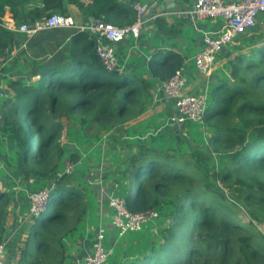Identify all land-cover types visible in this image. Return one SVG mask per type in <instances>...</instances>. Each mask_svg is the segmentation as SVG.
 I'll use <instances>...</instances> for the list:
<instances>
[{
    "label": "trees",
    "instance_id": "16d2710c",
    "mask_svg": "<svg viewBox=\"0 0 264 264\" xmlns=\"http://www.w3.org/2000/svg\"><path fill=\"white\" fill-rule=\"evenodd\" d=\"M143 1L0 0L11 5L7 11L18 22L32 23L55 12L70 15L69 5L74 4L86 15V21L102 19L118 26L137 21L135 4ZM5 14L6 11H0V20ZM39 37L42 38L35 42ZM130 39L134 46L133 38ZM237 42L232 43L233 49L229 46L222 51L221 56L229 58L227 70L210 89L203 119L212 130L207 137L208 148L193 147L191 158L181 157L183 162L175 155L141 145L139 153L127 159V165L129 162L139 179L134 183L137 191L123 196L128 208L134 212L163 210L169 221L148 249L141 232L147 229L150 234L151 225L160 214L140 230L128 231L123 236H119L109 218L105 223L106 245L113 252L107 264H264V234L254 233L252 228L257 222L264 223L259 211H264V45L259 46L264 36L254 40L252 35L248 46H258L249 51H245L244 43ZM15 47L20 53L11 58ZM115 47L117 53V43ZM5 48L11 52L4 56ZM162 57L157 59L154 54L145 59L148 75L160 84L184 64V58L174 49L165 51ZM19 61L31 63V75L27 73L29 67L18 64ZM14 70L22 75L13 78ZM1 72L9 75L6 81L13 91V97L1 105L2 163L15 168L13 175L19 181L14 183L21 188L34 187L38 191L53 187L49 212L29 217L33 220H28L31 231L22 258L24 264H62L64 259L59 258V249L54 245L75 230L90 212L94 216L97 207L93 209L89 198L96 200L97 189H80L82 178L73 179L74 173L57 176L62 165H53L55 158L63 153L62 159L74 161L78 155L71 148L62 151L64 123L52 114H63L70 120L80 114L87 126L98 120L105 129H112L126 120L121 117L132 111L143 96H152L153 84L123 66L107 70L97 54L95 35L67 28L44 30L27 38L0 26ZM144 111L145 108L133 110L130 119ZM214 151L227 153L234 168H208L206 163L213 159ZM159 157H167L168 163L158 164ZM62 163L65 165V161L61 160ZM189 165L204 170V178L193 175ZM2 173L0 168V179L7 182ZM105 175L106 172L104 178ZM219 179L239 184L226 191ZM147 185L159 194L153 196ZM14 192L8 187L0 190V242L6 236L8 206ZM241 209L248 216V223H243ZM132 249L137 251L128 254Z\"/></svg>",
    "mask_w": 264,
    "mask_h": 264
},
{
    "label": "rangeland",
    "instance_id": "374dc122",
    "mask_svg": "<svg viewBox=\"0 0 264 264\" xmlns=\"http://www.w3.org/2000/svg\"><path fill=\"white\" fill-rule=\"evenodd\" d=\"M85 2H88L89 0H84ZM36 2V0H35ZM33 2V3H35ZM32 4V3H31ZM29 4V6L31 5ZM70 6L74 8V12L77 13L78 21L77 23H83L86 21V15L79 9L78 6L74 4L69 5V11ZM11 5L8 3L0 2V11H6V14L4 16H10L12 15L10 11ZM260 25V24H259ZM254 27L250 32L243 35L241 39L238 41L240 43H244L245 45V51H249L251 49L256 48L258 45H252L248 46L249 41L254 36V40L259 39L260 37L264 36V23H261L260 26ZM257 27H259L257 29ZM71 31L76 30L75 28H67ZM42 37H39L35 42L40 40ZM33 40V39H32ZM152 42H155L154 36L152 38ZM237 42V43H238ZM43 44V42H41ZM236 44V43H234ZM234 44L230 46L231 49H233ZM6 45V44H5ZM38 45V44H37ZM40 47V46H39ZM11 51H8V49L4 51V56ZM11 58H13L14 54L20 53L16 47L13 48V51L11 52ZM117 57L120 63V66L122 63L128 68H133L131 65V61L129 59H124L126 57V47H118L117 48ZM156 58L161 57L160 54H155ZM8 59V58H7ZM123 61V62H122ZM18 64H21L23 66L29 67L28 75H31L33 68L31 67V63L29 61L23 62L19 61ZM140 67L139 64H134ZM18 70L12 71L13 78L20 77L22 75V72L20 71L17 73ZM142 73V71H140ZM26 75V74H23ZM35 76L33 79H36ZM9 75H7L6 80L8 81ZM6 83V82H5ZM8 85V84H7ZM9 86V85H8ZM213 86V85H212ZM11 88V87H10ZM156 93H153L152 96H143L142 99L137 101L133 105L134 112L145 108V111L143 115H146L147 118H145L142 122L136 124L137 127H143V128H136L134 130L137 133H132L130 131H118L117 130L121 127L119 125L126 123V121L131 120L130 116L132 115V111L129 110L124 116L121 117L122 120H124L122 123H119L115 125L112 129H105L101 122L98 120L92 121L87 126V122L84 123L80 119V114H75L74 119L70 120L63 114H52L53 117H57L58 121H63L64 127L62 129V135H61V143H62V151H65L67 149H72L74 152H77V158L74 161L62 159L63 153H60L55 159L56 161L53 162V165L55 164L58 168V166L62 165L59 168V171L57 173V176H62L66 174H76L73 175V179L82 178L81 184H78L83 190V188H87V186L94 187V189H97L96 193V200L89 198V203L93 204V209H96L97 207V216L96 219L92 222V227L99 226V223L101 222H107V220L110 218V209L108 206V193L111 188L116 187L118 188V193L122 196H128L133 195V190L135 189L134 183L137 182L139 179L134 174V169L132 167L130 168L129 162L127 165V159L131 156H133L134 147H132L133 144H142V142L131 140V137L133 135H140L143 137H147L146 140L148 144L151 146H155V149L160 150L165 155H175L179 158H191V149L193 147L207 149L208 148V139L203 136L205 132L206 125L203 122H187L185 124H180V126L177 127H165V123H168L170 120V115L173 112V108L171 105H169V99L167 101L164 100L163 96V85H159L158 87L153 88ZM13 97L11 91H8L6 96L0 98V109L1 105L4 101L11 99ZM168 98H170L167 95ZM159 105V106H158ZM158 106V107H156ZM163 110L160 111L161 107ZM156 107V108H154ZM155 113L152 115H148V113ZM142 115V114H141ZM139 115V116H141ZM138 117V116H137ZM135 117V118H137ZM128 118V119H127ZM171 121V120H170ZM97 122V123H96ZM100 126V129H99ZM164 126V127H163ZM149 127H152L153 131L149 129ZM160 129V130H158ZM130 132V133H129ZM150 133V134H149ZM153 133V134H151ZM108 134V136L106 135ZM99 142V143H98ZM126 144L128 146H126ZM95 146V147H94ZM207 147V148H206ZM71 153V151L69 152ZM67 153L66 155H69ZM213 159L208 161L206 163L207 167L209 168H215L219 169L223 166H229L231 168H234L231 160L228 157L227 153H221V152H213ZM179 159V161H185V159ZM61 160L65 161V165L60 164ZM150 162V161H149ZM158 164L162 163H168L167 157H159L157 159ZM1 167L3 169L2 176L4 179H7V182L0 181V190L6 189L8 187V190L15 191L14 195H12L10 204L8 206V219L11 220L12 209L19 208L20 212L23 214V220L29 219L31 212H30V196L32 192L37 191V188L34 187H22L18 184H15L14 182H18L19 178H16L14 167L11 165L6 166L5 163H0ZM188 169L192 171L193 175H196L201 180L204 178V170H199L195 165H189ZM106 172L105 178L102 177L101 173ZM14 174V175H13ZM140 176V175H139ZM85 179V180H84ZM15 185H13V184ZM219 183L221 186L225 187L226 191H230L232 189V186L237 185L239 183H233V180L230 181H222L219 179ZM53 185V184H52ZM51 186V185H50ZM134 186V187H133ZM48 188H53L48 187ZM148 191L153 195L156 196L159 194L158 191H156L154 188H151L147 185ZM137 191V190H136ZM84 192V191H83ZM89 189H87V195H88ZM164 202V201H163ZM261 207L259 204H255V207ZM261 212L262 217H264V211L259 210ZM14 212H16L14 210ZM49 210L47 209L46 213H48ZM160 218L156 221H153L150 229V234H148L147 229L146 232L142 231V242L143 244H148L147 248L149 249L152 245L151 243H155L159 236H160V229L162 226H165L169 219L166 218L164 215L163 210H159ZM93 216V215H92ZM98 217V219H97ZM240 217L243 219V223H248V216L246 213L241 209L240 211ZM33 220V218L29 219V221ZM38 222L39 219H38ZM261 224H264L263 222H257L256 225H254L253 231L254 233H257L260 231L259 226L262 229ZM147 228V227H146ZM145 234L148 236L145 237ZM145 237V238H144ZM136 239V237H134ZM125 241V240H123ZM264 244V241H263ZM142 245V244H141ZM121 246V243H120ZM142 248H145V246ZM146 248V249H147ZM122 248H119L121 250ZM145 249V250H146ZM137 250L132 249L131 251H128L129 253H135ZM141 251V250H140ZM119 255V254H117ZM121 255V254H120ZM120 258L123 259L124 256H120ZM130 259H127L126 261H129Z\"/></svg>",
    "mask_w": 264,
    "mask_h": 264
},
{
    "label": "built area",
    "instance_id": "2783aa9c",
    "mask_svg": "<svg viewBox=\"0 0 264 264\" xmlns=\"http://www.w3.org/2000/svg\"><path fill=\"white\" fill-rule=\"evenodd\" d=\"M154 4V3H153ZM155 5V4H154ZM156 6V5H155ZM135 9L138 19L133 24L118 26L102 19H90L77 23L72 15L55 12L50 16L32 23L18 22L12 15L4 16L0 26L5 29L23 33L32 38L41 31L55 28H75L78 31H90L97 40V54L107 70L115 71L120 67L115 44L128 39L130 36L139 38L143 24L161 16H195L200 19L223 20L222 27L216 32H203L202 48L193 57L197 69L206 76L212 74L221 52L237 38L250 32L259 22L264 23V0H195L189 9H162L157 6L152 12L145 2H137ZM263 15V18H262ZM26 44H24L25 46ZM188 77L183 65L163 84V90L174 102L175 113L171 121L183 124L187 121L203 122L209 102L208 88L199 93L188 91ZM7 90L0 87V98L6 96ZM44 188L32 192L30 196V212L34 216H41L48 208L51 191ZM118 188H111L108 193L110 222L123 236L126 232L140 230L146 222L153 221L159 216L156 209L131 211L126 199L118 194ZM107 227L100 223L95 228L92 250L86 254L78 264H107L113 252L112 247L106 245ZM6 251V242H0V264Z\"/></svg>",
    "mask_w": 264,
    "mask_h": 264
},
{
    "label": "crops",
    "instance_id": "0c3cea01",
    "mask_svg": "<svg viewBox=\"0 0 264 264\" xmlns=\"http://www.w3.org/2000/svg\"><path fill=\"white\" fill-rule=\"evenodd\" d=\"M194 1L195 0H144L143 2L147 3L149 9H151V11L154 12L156 11L155 8L157 6L160 8V10H162V6L166 3L167 6H171V7H166L165 9L176 8V9L187 10L193 5ZM70 15H72L76 20H78V18L76 17L77 13L74 12V8L72 6H70ZM261 23H263V21L260 18L256 26H258L259 24L261 25ZM222 25H223V20L221 18L200 19L195 16H178V15L161 16L156 19L147 21L143 24L138 39H136L133 36H130L128 39L122 40L117 43V47H122V46L126 47V57H124V59L128 60L130 57L129 60L131 61V65L133 68L126 67L124 63H122L121 66L130 69L131 71L136 73L138 77H142V78L145 77L146 79H148L150 82H152L153 88L158 87L159 85L162 86L164 83L160 84L158 83L157 79H153L148 75L147 64L145 59L147 60L150 59L154 54H160L161 57L157 59H162L163 53H165V51L174 49L175 51L179 52L184 58L183 65L186 67L187 77L189 79L187 86L188 91L195 94L206 90V88H208V90L210 91V89L217 84V78L219 76H225L227 70V62L229 61V58L222 57L220 54L212 74L206 76L197 69L193 57L196 54V52H198L202 48L203 32H210V31L216 32L222 27ZM258 28L259 27H257V29ZM153 36L155 42H152ZM130 38H133L132 40L134 41V43L132 44H134V46L130 45L131 44ZM239 40L240 37L237 38L234 42ZM231 44L228 45L227 47L231 46ZM262 45H264V42L261 43L259 46ZM134 64H139L140 67ZM140 71H142V73ZM0 76H2L0 77V87L5 88L7 91H11L13 95L12 89L10 88V86L7 85V81H6L7 73L1 72ZM153 88H152V93H156ZM163 96L165 97V99L167 100L169 99L168 104L171 105L173 108V112L170 115L171 118L172 115L175 113L174 102L173 100L172 101L170 100L171 98L167 97L164 91H163ZM162 110L163 108L161 107L160 111H157V113L161 112ZM152 114L155 113H151V112L148 113L149 116ZM0 117H1V109H0ZM145 118L147 117L146 115H143V113L141 116L138 115L137 118L133 117L131 118V120L126 121V123L123 124L124 126H122L120 130L118 129L117 132L127 130L132 133H137L134 130H136V128L138 129L143 127H137L135 125L142 122ZM187 122H191V121H187ZM164 126L177 127L180 126V124L169 120L168 123H165ZM149 129L152 130L153 128L149 127ZM211 131L212 130L210 128L206 127L204 135L202 134L201 136L203 137L206 136L207 138L211 134ZM140 135L144 136V134H140ZM140 135L137 134L133 135L131 137V140H134L133 142L135 141L142 142V144L148 147H152V148L155 147L147 143L146 141L148 139L147 137H143ZM126 146L128 145L126 144ZM132 147H134L135 149L133 154L139 153L140 144L132 143ZM2 159L3 157L0 152V163H2ZM101 174L103 177L104 173ZM0 181L2 180L0 179ZM12 210H13L12 211L13 216H11V220L7 219L8 228H7L6 236L4 238V241L6 242V251L3 256L2 264H24V258H22V251L24 249L23 247L25 246V242L29 237L31 231V225H29V221H28L29 219H26L25 221L23 220V214L20 212L19 208ZM14 210L16 212H14ZM96 214L98 213L94 212V216H92L93 212H90L86 218H84L82 221L79 222L75 230L69 231L66 235H64L60 240L57 241V245H54L59 249V254H58L59 258L64 259V262L62 264H78V262L86 254L91 252L92 242L95 236V229H93L92 227V222L96 219ZM100 223H106V222H102L101 220ZM261 226L262 229L259 226L260 232L264 234V224H261ZM94 228H96V226Z\"/></svg>",
    "mask_w": 264,
    "mask_h": 264
},
{
    "label": "water",
    "instance_id": "95a60500",
    "mask_svg": "<svg viewBox=\"0 0 264 264\" xmlns=\"http://www.w3.org/2000/svg\"><path fill=\"white\" fill-rule=\"evenodd\" d=\"M174 6V5H173ZM166 7H171V6H167V3L166 4H164L163 6H162V9H165Z\"/></svg>",
    "mask_w": 264,
    "mask_h": 264
},
{
    "label": "bare ground",
    "instance_id": "6f19581e",
    "mask_svg": "<svg viewBox=\"0 0 264 264\" xmlns=\"http://www.w3.org/2000/svg\"><path fill=\"white\" fill-rule=\"evenodd\" d=\"M155 58H156V57H155ZM155 58H154V59H155ZM226 84H227V83H226ZM230 84H231V83H230ZM228 86H229V85H228ZM211 104H212V103H211ZM207 110H208V109H207ZM106 135L108 136V134H106Z\"/></svg>",
    "mask_w": 264,
    "mask_h": 264
}]
</instances>
